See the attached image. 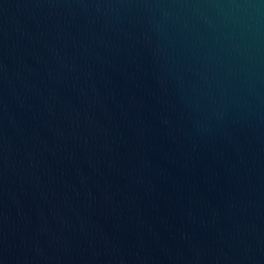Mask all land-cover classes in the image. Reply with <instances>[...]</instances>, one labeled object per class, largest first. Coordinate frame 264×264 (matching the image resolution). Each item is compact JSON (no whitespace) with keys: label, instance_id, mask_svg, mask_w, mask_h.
Returning <instances> with one entry per match:
<instances>
[{"label":"water","instance_id":"95a60500","mask_svg":"<svg viewBox=\"0 0 264 264\" xmlns=\"http://www.w3.org/2000/svg\"><path fill=\"white\" fill-rule=\"evenodd\" d=\"M0 264H264V0H0Z\"/></svg>","mask_w":264,"mask_h":264}]
</instances>
